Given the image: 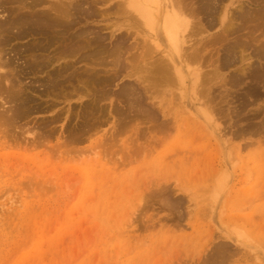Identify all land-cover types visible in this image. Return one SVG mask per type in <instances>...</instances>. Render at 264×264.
Masks as SVG:
<instances>
[{
    "label": "rangeland",
    "instance_id": "374dc122",
    "mask_svg": "<svg viewBox=\"0 0 264 264\" xmlns=\"http://www.w3.org/2000/svg\"><path fill=\"white\" fill-rule=\"evenodd\" d=\"M4 1V5L9 6L5 4L7 0ZM47 1H45L47 4L38 5L39 7L36 6L35 9L40 11L41 8L48 7L45 9L51 13L52 11L49 10L52 3L57 4L58 1ZM65 1L64 4H68L69 0ZM119 1L87 0L81 9L84 13L81 11L82 13L78 14V11H75L76 13L71 17L75 22L71 21L65 26L66 28L59 27L53 30L50 28L51 30L49 29L46 34L40 32L38 28L39 34L36 30L35 35L33 33L30 37L21 38L20 42L18 41L20 39H14L15 42L12 41L11 45L6 47L9 50L5 49L6 52L11 54L14 52L16 55L14 57L10 54L14 60L13 74L19 69L20 72L23 70L24 74L20 72L16 74L18 79L22 80L20 84L22 87H18V82L13 78L12 81L17 83L14 85L17 89L20 88L23 96L27 92L24 97H29L22 100L30 103L28 106L25 104L27 108L29 106L32 108L29 107L28 111L27 108H23L25 105L22 107L19 103L22 102L19 97H23L20 92L17 101H11L13 99L10 98L9 93H5L8 83L2 82V86L0 85V264H264V83L245 79L239 85L224 86L221 81L213 85L208 92L209 95H205L207 91L203 88L204 94L201 89L202 96L198 95L201 96L200 102H203L204 109L200 110L199 105H194L195 107L191 108L194 113L190 115L187 111L190 105H186L190 104L189 101L195 103L196 86L191 90L189 86L191 82L189 83L188 79L183 85L177 81L174 83L173 80L168 81L167 84L166 81L156 83L160 84L159 86L151 85L153 78L148 71L151 66L149 58L151 50L148 54L149 48L144 47L139 50L137 45V42L144 39V35L150 31L143 24L138 25L133 16L130 17V9L123 12V7L120 5L123 13L119 9L120 6L117 7L120 11L114 12V10L118 11L115 3L118 6ZM236 2V5L242 3V6H246L245 10L251 11L253 8L257 13V9L262 7L264 11V0H236ZM57 6L59 7V3ZM248 7L250 9H247ZM84 8H88L89 12ZM261 9L259 10L262 11ZM72 10L71 8V12H74ZM253 11L252 13L256 14ZM5 13L0 9V16L4 14L5 17ZM76 16L80 19L78 20ZM197 17L202 18L201 15ZM203 20L204 18L201 22ZM238 22L236 24L241 27ZM250 24L252 27L255 25L253 22L243 26L244 28L236 33L238 37L244 41L247 40L246 36L257 38L252 43L253 46L264 43V26L255 30ZM82 29L88 31L87 35L91 34L89 38L83 37L77 42H80L79 44L85 42L83 44L89 53L91 49L86 46L85 40L92 39L93 32L106 37L104 45L107 47L114 46L120 34L125 37L128 35L126 43L129 48L124 47L126 53L123 51L120 57V63L126 66L124 69L121 67L119 74L114 76V68L109 65L112 59L105 58L103 54L93 58L96 60L93 61L94 64L89 63L93 59L85 61L84 54H88L87 50H85L87 53L84 51L85 47L83 51L80 50L81 54L77 53L76 57L71 56L65 62L64 59L58 60L57 56H53L63 46L59 45L63 44V41L58 42L61 36L67 44L64 46H68L70 42L68 40L75 38ZM251 29L253 33L251 31L252 34H249ZM59 31L63 32H60L62 35ZM215 31L216 29H211L203 32L202 35L207 36ZM72 32L75 35H72ZM131 32L134 33L130 34ZM50 38L51 41H57L58 46L54 45V41L50 43ZM25 42L26 45L30 42L38 47L43 44L46 51L49 50L47 52L52 57V65L48 63L46 66L48 68L44 67L46 72L39 67L34 72L39 69L41 74L38 71L33 72L34 74L27 73L24 63L28 57L21 55L24 53L21 50L25 48ZM77 42L75 45H79ZM14 44L15 48L17 46L20 48H16L18 51L12 46ZM48 45L49 49L46 47ZM71 45L72 43L69 46ZM253 46L250 50H253ZM210 47L208 48L207 45L204 53L206 61L201 58L194 61L195 63H189L191 70L197 68L204 72L212 70L218 61L214 60L217 57L215 49H212L214 46ZM44 48L40 51L45 50ZM40 51L37 49L33 52L36 57H33L34 59L37 60L39 55L43 59V53L40 54ZM47 52L44 55L49 57ZM7 57L5 55V58ZM23 58H25L24 62ZM252 58L255 65L264 66V58L255 56ZM42 59L38 58L39 61ZM104 59L108 62L107 66L104 65L107 63ZM210 59L214 60V64ZM58 61L62 64L59 67ZM133 62L135 64H132ZM248 62L243 61L236 64V67L230 66L231 68H223V70L221 68V77L227 79L234 68L243 65L246 67ZM51 68L58 73H54L56 80L61 83L66 78L65 83L64 81L61 84L56 83L53 79L55 76L51 78L47 75L49 79L46 77V74L53 73ZM74 68L76 69L73 70ZM235 71H239L238 68ZM60 73L63 76L66 74L64 78ZM102 73H105L102 77L107 75L115 77L111 80L113 84L106 87L107 90L111 89L108 92L114 93V97L110 95L111 99L97 102L96 107L97 103L93 104L92 100L97 93L99 94L97 90L100 87L94 84L93 91L92 82L94 75L101 76ZM88 76L91 78L89 79ZM52 80L54 84L56 83V87L59 84L58 89H55ZM80 81H83V84ZM150 81L152 83H149ZM79 82L83 87L87 86L84 88L85 91L87 88L92 89V95L88 94L90 89L84 91V95L83 90L78 91L80 86L82 87ZM50 84L53 87H50ZM124 84L125 87L127 84L132 85L128 88L138 89L140 86L138 90L145 98L144 103L142 102L143 106L148 109L152 107L151 109L158 110V113H160L158 101L161 96L164 95L165 102L169 98V104L167 103L165 109L168 115L161 117V114H157V117L148 115L146 117L145 113L143 116V112H138V106L134 107L137 110H129L126 106L127 102L123 99L124 103H122L117 96V91H120ZM175 84L177 86H174ZM16 87L13 89L16 90ZM201 87L198 89L196 87L195 90L198 91ZM15 90L14 92H18ZM175 92L180 94L177 95ZM88 97L90 100L92 98L91 103ZM86 100L90 103L87 106L91 108L94 105L97 112L87 106L86 108L92 112L84 109ZM50 104L53 107L51 106L49 111L37 109ZM151 104H155V107L153 108V105L150 107ZM101 105L102 107H99ZM217 107L222 110H216ZM98 108L99 110L103 108V114L101 110L98 112ZM82 109L83 112H80ZM121 111L123 113H120ZM205 113L206 119L203 116ZM58 114L60 118H57ZM198 115L204 117H202L203 121ZM208 117L210 119H207ZM7 120L11 124L5 123ZM162 120L172 121V124L164 123ZM204 121L208 127L205 126ZM156 122H163L165 128L166 124L170 125V128L161 129L160 126L164 127L163 123L160 125ZM176 123L182 125L179 124L177 127ZM155 124L159 125L158 129ZM173 124L175 125L171 126ZM202 126L205 127L202 129ZM25 130L28 134L24 133ZM70 131H73L72 135ZM32 133L34 137L31 136ZM25 135L26 140L23 138ZM207 256L209 257L206 258Z\"/></svg>",
    "mask_w": 264,
    "mask_h": 264
},
{
    "label": "bare ground",
    "instance_id": "6f19581e",
    "mask_svg": "<svg viewBox=\"0 0 264 264\" xmlns=\"http://www.w3.org/2000/svg\"><path fill=\"white\" fill-rule=\"evenodd\" d=\"M4 1V0H3ZM2 0L0 1V9L3 13H5V17L3 16L4 14H1V18H0V85L2 84V82L4 83H8V86L6 85V91L5 93L7 92V94L9 93V96L10 98H12L13 100L11 101H14L16 100V98L18 99L17 95L20 96L19 94L22 93L20 92V84H21V81L20 79H18L17 75L18 72H20V69L16 70L15 68V73L16 74H13L14 73V67H13V64H14V60H13V57L12 56H16L14 55L15 53L13 52V54H11L10 52H6L7 50L9 49H6L7 46L11 45V42L14 40V39H20L18 40L19 42L21 41V38L23 39L24 37H30L32 36V34L34 33H37L38 32V28H39V31L46 34V32L51 28L52 30L53 29H56V28H59V27H64L66 28L65 26H68L71 21L75 22L74 19L71 20V17L73 16L72 14L73 13H76L75 11H78V14L79 12H81L82 10V7H83V3L86 2L87 0H69L68 4H64V1L63 0H57L58 3H59V7L57 6V4H54L56 2H53L51 0L52 5L50 7V12H48V10H46L45 8H48V7H45V8H41V10L38 11L35 9L36 6L38 5H42L44 3H46L45 1L47 0H7V3L5 4H9L8 5H4V2ZM251 1V0H250ZM255 1V0H254ZM3 2V3H2ZM48 2V1H47ZM49 2V3H51ZM66 2V1H65ZM89 2V1H88ZM93 2V1H91ZM103 2V1H101ZM120 2V3H119ZM118 3L119 5L117 6V3L115 8L117 9V7H119L120 5L123 7V12L130 9L131 10V16L137 23L138 25H144L148 28V30L150 31V33H146V35H144V39L140 40L137 42V45H139L138 49L140 50V48H149L147 49L148 50V54L150 53V50H151V53L153 52V54H149L150 55V70L148 69L149 71V74H152V77L153 80V83L150 81L149 83H152L151 85H154L156 83H159V82H163V81H166L165 83L167 84V82L173 80L174 83L175 81H177L179 84H184L186 82V79L189 80V83L191 82V84H189L190 86V89L192 90L195 86L196 89H198L199 87H201L198 91L195 90L194 88V91L196 92L195 93V103L194 101H189L188 105L186 106H189L190 105V109H188L187 111L189 112L190 115H193L192 112H193V108L192 106L194 105H199V109H204L203 108V102H200V98L202 96V93L207 91L205 93V95H209L208 92H210V89L213 87L214 84H217L218 82L221 83V81L223 82L224 86L227 84V85H230V86H236V85H239L241 84L242 82L245 81V79H250L251 81L253 82H256V83H264V66L263 65H255V62L254 60H251L252 56H255L257 58H264V43L262 44H258L257 45H252V43H254L255 39L257 38H254L253 36L249 37V36H246L247 40L244 41L242 39H240L238 36V34L236 33H239V31H241L244 27L243 26H247L248 23H253L254 22V26L252 27V25L250 24V26L252 27V29L254 28L255 30H257L258 27H261V26H264V11L263 9H261L262 11H260L259 9H257V13L255 12V9H251V11L249 10H245L246 9V6H242L243 4L240 3L238 5H236V0H120ZM48 3V4H49ZM67 3V2H66ZM47 4V3H46ZM92 4V3H91ZM50 5V4H49ZM55 5V6H54ZM113 5V4H112ZM236 5V6H235ZM245 5V4H244ZM44 6V5H43ZM42 6V7H43ZM57 6V7H56ZM121 6L119 7V9L121 10ZM262 6V5H261ZM39 7V6H38ZM114 7V6H113ZM8 8V10H7ZM71 8L73 9L72 11L74 12H71ZM264 8V7H263ZM75 9V10H74ZM85 9V8H84ZM83 9V10H84ZM93 8H91L92 10ZM110 9H113L110 7ZM247 9H250L249 7ZM87 9H85V11H87ZM118 10V9H117ZM120 10L116 11L114 10V12H119ZM254 10V11H253ZM108 11V10H107ZM255 12L256 14L252 13ZM54 12V13H53ZM83 12V11H82ZM81 12V13H82ZM89 12V10H88ZM93 12V11H92ZM122 12V10H121ZM122 12V13H123ZM53 13V14H52ZM84 13V12H83ZM86 14V13H85ZM91 14V12H90ZM90 14H88L90 16ZM93 14V13H92ZM87 15V16H88ZM201 15L202 18L199 19L197 16ZM70 17V19H69ZM78 16H76L77 18ZM196 17L198 19H196ZM75 18V17H74ZM90 18V17H89ZM204 18L203 22H201V20ZM78 19V18H77ZM76 19V20H77ZM80 19V18H79ZM78 19V20H79ZM239 21L241 25L238 26L236 24V22ZM238 22V23H239ZM77 24V23H75ZM113 25V24H112ZM235 25L237 27H235ZM256 25H259V26H256ZM249 26V25H248ZM249 26V28H250ZM69 28V27H68ZM74 28V27H73ZM130 28V27H129ZM132 28H134L132 26ZM264 28V27H263ZM261 28V29H263ZM50 29V30H51ZM70 29V28H69ZM72 29V28H71ZM211 29L215 30V32L213 33H210L208 34L207 36H203L202 34H204L203 32H208L210 31ZM250 30V33L249 34H252L253 33V30ZM37 30V32H36ZM64 30V29H63ZM62 30V31H63ZM247 30V29H246ZM254 30V31H255ZM62 31H59V33H63ZM73 31V30H72ZM82 32H77L76 34V37L75 38H70L68 36H66V38H70L68 41L69 44L68 46H64L66 43H64V39L62 38V36L60 37V39H58L60 43H62L63 41V44H59L60 46H62V48L56 53V54H53V56H57V59H64L63 61L65 62V60L67 61V58H71V56H75V54L77 53H80V50L84 49L83 47H85V42H82V44H79L77 41L80 39H82L84 37L85 38H89L90 34H86L88 33V31H83V29L81 30ZM129 31V30H128ZM252 31V33H251ZM90 32V31H89ZM113 31H111L112 33ZM249 32V30H248ZM247 32V34H248ZM262 32V31H261ZM51 33V31H50ZM55 33V32H54ZM57 33V34H59ZM60 33V34H61ZM74 32H72V35H75L73 34ZM97 34V32H95ZM94 32L93 34L96 35ZM134 32H131L130 34H132ZM39 34V32H38ZM56 34V36H57ZM65 34V33H64ZM68 34V33H67ZM91 35L93 38L92 39H86V46H88L89 50H90V53L88 51V49H84L88 51V54H84V59L85 61H89V59H93V58H98V56L100 55H105L104 57L105 58H111L112 60H110L109 58V62L111 64L109 65H112L113 66V71H114V76H116L117 74L120 73L121 71V67H123L122 69H124V67L126 66H123L122 64L123 63H120V60H121V56H122V52L124 51V47L126 48L127 46V39H128V35L125 37V35H122L120 34L119 37L117 36V38L119 39L118 42H116V44L111 47H107L104 45V41L106 40V37L104 36H100V35ZM129 34V36H130ZM143 34V33H142ZM243 34V33H242ZM55 35V34H54ZM62 35V34H61ZM71 35V34H70ZM86 35L88 37H86ZM113 35V34H112ZM245 35V34H244ZM36 36L38 37V35L36 34ZM43 36V35H42ZM199 36V38H198ZM229 36H233L232 38H230ZM257 36V35H256ZM36 37V38H37ZM45 37V36H43ZM50 37L51 34H50ZM49 38V37H48ZM57 38V37H56ZM65 38V37H64ZM116 38V37H115ZM205 39V40H204ZM39 40H42V39H39ZM45 40V39H44ZM204 40V41H203ZM27 41V40H26ZM47 42V38L45 40ZM54 41V40H53ZM53 41H51V38H50V43H53ZM79 44V45H75L76 42ZM82 41V40H81ZM117 41V40H116ZM15 42V41H13ZM57 41H54V45L58 46ZM67 42V41H65ZM75 42V44H74ZM29 44H27V42H25V48L23 46L24 49L21 50V52H24V53H21V55H24L22 57H28V58H23V62H24V59H25V70H27V73H33L34 70H36L37 68L40 67V69L43 68V70H45L46 72V69L48 67V63L51 64L52 62V57H50L51 55L48 54L47 50L46 51V48L43 47V44L40 45L39 47L38 46H35L34 44H30V42H28ZM70 43H72L71 46ZM84 43V44H83ZM251 43V44H250ZM17 44V43H16ZM45 44V42H44ZM106 44V43H105ZM113 44V43H112ZM131 44V43H130ZM132 44H135V43H132ZM47 45V43H46ZM51 45V44H50ZM52 45V46H54ZM67 45V44H66ZM207 45H208V48L210 46H214L212 47V49L214 48L216 53H217V57L216 59H214L216 62L218 61L219 64H215L214 67L212 68V70H208V71H202L200 68H197V69H190L189 66L190 64L189 63H195L196 60H199V59H203V61L205 60V56H204V53L205 51L207 50ZM14 48H15V44L12 45ZM49 46V45H48ZM46 46L48 49L50 48V46L48 47ZM59 46V47H60ZM131 46V45H130ZM134 46V45H133ZM132 46V48H133ZM253 46V50H250V48ZM12 47V49H13ZM40 51L41 49H45V50H42V52H37V53H40L42 54L43 53V59L42 57H39L37 56V60L38 58L42 59V60H36L34 59L33 57H35V53L33 55V52L37 51ZM55 47V46H54ZM93 47V48H91ZM129 48V45L127 46ZM18 49H20L18 46L16 47ZM15 48V49H16ZM22 48V47H21ZM58 47H56L57 49ZM127 48V49H128ZM211 48V47H210ZM6 49V51H5ZM11 49V48H10ZM15 49H13L15 51ZM55 49V50H56ZM126 49V50H127ZM58 50V49H57ZM130 50V49H128ZM127 50V51H128ZM247 50H250V52L248 53H245L247 52ZM16 51H18L16 49ZM83 51V50H82ZM87 51H85V53H87ZM138 51V50H137ZM144 51V50H143ZM210 51V50H209ZM47 52L48 56L49 57H46V55H44V53ZM52 52V51H50ZM55 52V51H53ZM125 52V51H124ZM146 52H145V56H146ZM26 53V55H25ZM126 53V52H125ZM209 53V52H207ZM12 56H11V55ZM17 55H19L18 53H16ZM51 54V53H50ZM58 54V55H57ZM81 54V53H80ZM144 54V52L142 53ZM5 55H7L8 57L5 58ZM79 55V54H78ZM86 55V56H85ZM136 55V54H135ZM158 55V56H156ZM54 56V57H55ZM77 56V55H76ZM75 56V57H76ZM133 56V55H132ZM19 57V56H18ZM45 57V58H44ZM53 57V58H54ZM148 57V55H147ZM205 57V58H204ZM21 58V56L19 57ZM18 58V59H19ZM36 58V57H35ZM102 58V57H101ZM142 57H140L141 59ZM208 58V57H207ZM211 58V57H210ZM213 58V57H212ZM211 58V59H212ZM15 59V58H14ZM56 59V60H57ZM100 59V58H99ZM126 59V58H125ZM139 59V60H140ZM212 63L214 64V60H211ZM254 59V58H252ZM17 60V59H16ZM21 60V62H22ZM55 60V61H56ZM75 59H73L74 61ZM80 60V58H79ZM105 60V59H104ZM103 60V61H104ZM138 60V58H137ZM53 61V62H55ZM61 61V60H60ZM62 61V63H63ZM77 61V59H76ZM91 62L89 63H93V61H96L95 59L93 60H90ZM101 61V60H99ZM98 61V62H99ZM107 62V60H105ZM123 61V60H122ZM195 61V62H194ZM202 61V62H203ZM206 61V60H205ZM243 61H249L248 64L246 65V67H237L239 71H235L237 68H234L233 71L230 73L229 77L227 79L221 77V71L220 69L222 68H229L230 66H234L236 67V64L238 65L240 62H243ZM251 61V62H250ZM59 62V61H58ZM72 62V61H70ZM68 62V63H70ZM75 62V61H74ZM83 62V61H81ZM146 62V61H145ZM20 63V62H19ZM60 63V62H59ZM104 63V62H103ZM258 63V62H257ZM23 64V63H22ZM94 64V63H93ZM99 64V63H98ZM105 63L104 65L107 66ZM132 64H135V62H133ZM138 64V63H137ZM144 64V63H143ZM209 64V63H208ZM262 64V63H261ZM52 65V64H51ZM50 65V66H51ZM62 64L60 63L58 65L61 66ZM71 65V64H70ZM101 65L102 62H101ZM121 65V66H120ZM145 65V64H144ZM197 65V64H196ZM17 66V65H16ZM54 66V65H53ZM64 66V65H63ZM62 66V67H63ZM73 66V64H72ZM84 66V65H82ZM195 66V65H194ZM13 67V68H12ZM24 67V66H23ZM46 69H45V68ZM56 67V66H55ZM61 67V68H62ZM69 67V66H68ZM91 67V66H90ZM103 67V66H102ZM191 67V66H190ZM230 67V68H231ZM20 68V67H19ZM22 68V66H21ZM57 68V67H56ZM71 68V67H70ZM85 68V67H84ZM76 68H74L73 70H75ZM134 69V68H133ZM39 70V69H38ZM37 70V71H38ZM50 69H48L49 71ZM55 69H52L51 68V71H53V73H49V74H46V77L47 75H49L51 78L54 77V73H57L56 70L54 72ZM61 72L62 70L59 69ZM67 70V69H66ZM66 70H63L65 72H67ZM91 70V69H90ZM89 70V71H90ZM96 69H94L95 71ZM104 70V69H103ZM23 71V70H22ZM20 72V73H23V72ZM35 71V72H37ZM58 71V72H60ZM69 71V70H68ZM97 71V70H96ZM105 71V70H104ZM111 71V70H110ZM34 72V73H35ZM40 72V74L42 73L41 70L38 71ZM43 72V73H45ZM88 72V71H87ZM100 72V71H99ZM102 72V71H101ZM136 72V71H135ZM19 73V74H20ZM33 73V74H34ZM64 73V72H62ZM60 73V75L62 74ZM73 73V72H72ZM90 73V72H89ZM112 73V72H111ZM129 73V72H128ZM133 73V72H132ZM24 74V73H23ZM58 74V73H57ZM56 74V75H57ZM83 74V72H82ZM85 74V73H84ZM97 74V73H96ZM103 74L105 73H102L101 76L99 75H94L95 77L93 78V82L92 80H89L93 83L92 85V89L94 91L95 89V86L94 84L96 85V87H100L99 90V94L97 93L95 95V99L91 100L93 101V104L94 102L97 103L101 100H105V99H111V96L114 94H111L109 91V89L107 90L106 87L109 86V84H113L111 83L112 81L111 80H114L115 77L114 76H109L107 75L106 77H102ZM131 74V73H130ZM27 75V74H26ZM45 75V74H44ZM43 75V76H44ZM66 74H64L65 76ZM20 77L22 75H19ZM63 76V75H61ZM64 76L62 78H64ZM83 76V75H81ZM85 76V75H84ZM83 76V77H84ZM91 76H93L91 74ZM91 76H88L89 79L91 78ZM19 77V78H20ZM59 77V75L57 76ZM73 77V76H71ZM114 77V78H113ZM132 77V76H131ZM227 77V76H225ZM12 78L14 79V81H17L20 88L17 89V87L15 85H17V83L13 82L12 81ZM23 78V77H21ZM49 79V77H47ZM47 78H44V79H47ZM69 78V76H68ZM43 79V80H44ZM56 80V76L55 78H53ZM59 79V78H58ZM61 79V78H60ZM74 79V78H73ZM79 79V77H78ZM77 79V80H78ZM220 79V80H218ZM25 80V79H24ZM42 80V81H43ZM66 80V78L64 79ZM63 80V81H64ZM87 80V79H86ZM47 82H49L48 80H46ZM45 81V82H46ZM62 81V80H61ZM60 81V82H61ZM62 81V82H63ZM88 81V80H87ZM86 81V82H87ZM25 82V81H24ZM34 82V81H33ZM59 83L58 80H56V83ZM61 82V83H62ZM70 82V81H68ZM81 82V81H80ZM79 82V83H80ZM137 82V81H136ZM27 83V82H26ZM26 83L24 84L26 86ZM30 83V82H28ZM27 83V84H28ZM43 83V82H42ZM53 80H52V82ZM56 83L53 85L56 87ZM59 83V84H61ZM65 83V81H64ZM78 83V81H77ZM83 84V81L81 82ZM80 83V84H81ZM90 83V82H89ZM91 83V84H92ZM128 83V82H127ZM131 83V82H130ZM15 84V85H14ZM43 84H47V83H43ZM49 84V83H48ZM59 84L57 85V87L59 86ZM68 84V83H66ZM81 84V85H82ZM89 84V85H91ZM219 84V83H218ZM23 85V84H22ZM88 85V84H87ZM88 85V86H89ZM118 85V84H117ZM121 85V84H120ZM130 85V84H129ZM127 84V86L125 87V84L121 87L120 91H115L117 93V96L118 98L121 100L122 103H124L123 101H126L125 103L128 104L126 106H128L127 108L130 109H135L134 107L138 106L137 109L139 108L138 112L139 113H142V115L144 116V113L146 114V117L147 115L150 116V117H157V114H161V117H166L168 115V111H166V107H167V103L168 101L170 100L169 98L167 99V102H165L166 98L164 97V95L161 96V99L158 101V105L160 106L159 108V112L158 113V110H153L151 109L152 105H149L151 108L148 109V108H145L142 104L143 100H145L143 94L141 91H139L138 89L140 88V86H138L139 88L136 89V88H128L129 86ZM139 85V84H137ZM160 84H156V86H159ZM2 86V85H1ZM52 85L50 84V87ZM52 86V87H53ZM65 86V85H64ZM94 86V87H93ZM119 86V85H118ZM132 86V85H130ZM155 86V85H154ZM174 86H177V84H175ZM188 86V85H187ZM188 86V87H189ZM223 86V85H222ZM263 86V85H262ZM14 87H16V90L13 89ZM48 87V86H47ZM54 87V88H55ZM55 88V89H58V88ZM83 87V85H82ZM80 86L79 90L78 91H81L83 90V95L85 92L89 91V89L86 91L84 90V88L86 87H83L82 88ZM91 87V86H90ZM134 87V85H133ZM162 87V86H161ZM46 88V87H45ZM44 88V89H45ZM73 88V87H72ZM151 88V87H150ZM203 88L205 89V91L203 90ZM13 89V90H12ZM23 89V88H22ZM53 89V88H52ZM74 89V88H73ZM81 89V90H80ZM92 89H90V93L88 92V94H91L92 93ZM188 91L189 88H187ZM201 89L203 90L202 93H201ZM3 90H4V86H3ZM15 91H18V92H14ZM24 90V89H23ZM22 90V91H23ZM31 90V89H30ZM111 90V89H110ZM143 90V89H142ZM25 91V90H24ZM41 91V90H40ZM45 91V90H44ZM85 91V92H84ZM248 91V90H247ZM246 91V92H247ZM13 92V93H12ZM20 92V93H19ZM38 92V91H37ZM152 92V91H151ZM171 92V91H170ZM18 93V94H16ZM43 93V92H42ZM47 93V92H45ZM67 93V92H66ZM65 93V94H66ZM74 93V92H73ZM78 94H81L80 92H77ZM75 93V94H77ZM178 93L179 92H175ZM188 93V92H187ZM191 93V92H190ZM26 93H24V96H25ZM32 94V93H31ZM30 94V95H31ZM71 94V93H70ZM180 94V93H179ZM201 95L199 97V95ZM204 94V93H203ZM4 95V94H3ZM36 95V93H35ZM43 95V94H42ZM46 95V94H45ZM92 95V94H91ZM111 95V96H110ZM187 94H185V98ZM193 95H194V92H193ZM7 96V95H5ZM3 96V97H5ZM22 96H23V93H22ZM19 97L21 99L22 102H19L22 107L27 104L28 106V103H25L27 101L26 100V97H29V96H26V97ZM67 96V95H66ZM87 96V93L86 95ZM94 96V95H93ZM116 96V95H115ZM117 96L115 98H117ZM180 96V95H179ZM192 96V95H191ZM249 96V95H248ZM255 96V95H254ZM1 97V96H0ZM71 97V96H70ZM74 97V96H73ZM92 97V96H91ZM114 97V95H113ZM112 97V98H113ZM154 97V96H153ZM205 97V96H204ZM7 98V97H6ZM25 99V100H22V99ZM38 98V97H37ZM89 98V97H88ZM87 98V99H88ZM117 98V99H118ZM149 98V97H148ZM178 98V97H177ZM212 98V97H211ZM244 98V97H243ZM9 99V98H8ZM36 99V98H35ZM124 99V100H123ZM189 99H191L189 97ZM235 99V98H234ZM10 100V99H9ZM29 100V98H28ZM85 100V99H84ZM90 101V103L92 102L90 100V98L88 99ZM114 100V99H113ZM123 100V101H122ZM188 100V99H186ZM241 100V99H240ZM5 101V100H4ZM17 101V100H16ZM14 101V102H16ZM19 101V100H18ZM31 101V100H29ZM45 101V100H44ZM43 101V102H44ZM51 101V100H50ZM87 101V100H86ZM205 101V100H204ZM207 101V100H206ZM211 101V100H210ZM214 101V100H213ZM224 101V100H223ZM6 102V101H5ZM48 102V100H47ZM115 102V101H114ZM209 102V101H208ZM85 103V101H84ZM90 103H87L84 104L85 105V108L84 109H87V108H90L89 105ZM144 103V102H143ZM180 103V102H179ZM213 103V102H212ZM5 104V103H4ZM19 104V105H20ZM30 104V103H29ZM83 104V103H82ZM163 104V105H162ZM169 104V103H168ZM216 104V103H215ZM214 104V105H215ZM20 105V106H21ZM98 103L95 105L97 107ZM155 105V104H154ZM153 105V108L155 107ZM51 104L50 105H45L44 107H38L37 109L41 110V111H49L50 108H51ZM73 106V105H72ZM87 106V108H86ZM94 106V105H93ZM91 107L90 109H94V111H96V107ZM106 106V105H104ZM113 106V105H112ZM148 106V105H147ZM148 106V107H149ZM157 106V105H156ZM173 106V105H172ZM209 106V105H208ZM216 106V105H215ZM214 106V107H215ZM30 107V106H29ZM28 107V108H29ZM53 107V106H52ZM83 107V106H82ZM81 107V108H82ZM99 107H102L99 106ZM108 107V106H107ZM119 107V106H117ZM122 107V106H121ZM195 107V106H194ZM212 107V106H211ZM210 107V108H211ZM213 107V108H214ZM18 108V107H17ZM23 108H27L26 105L25 107ZM27 108V109H28ZM32 108V107H30ZM96 108V109H95ZM104 108V107H103ZM102 108V109H103ZM113 108H116V107H113ZM173 108V107H172ZM189 108V107H188ZM11 109V107L9 108V110ZM34 109V107H33ZM32 109V110H33ZM89 109V110H90ZM98 108V112H101L103 114V110ZM117 109V108H116ZM121 109V108H119ZM125 109V108H124ZM135 109V110H137ZM174 109V108H173ZM221 109V108H220ZM218 107L216 108V110H220ZM19 110V109H17ZM21 110V109H20ZM36 110V109H35ZM34 110V111H35ZM38 110V111H39ZM52 110V109H51ZM76 110V109H75ZM88 110V109H87ZM88 110V112H89ZM108 110V109H106ZM134 110V111H135ZM222 110V109H221ZM6 111V110H5ZM14 111V110H13ZM16 111V110H15ZM22 111V110H21ZM29 111V109H28ZM37 111V110H36ZM53 111V110H52ZM69 111V110H68ZM83 112V109L80 110V112ZM115 111V110H114ZM116 111H120V110H116ZM125 111V110H124ZM204 111V110H203ZM202 111V113H204ZM2 112V111H1ZM12 112V110H11ZM76 112V111H75ZM85 112V111H84ZM87 112V111H86ZM87 112V114H88ZM90 112H92V110H90ZM97 112V111H96ZM112 112V111H111ZM127 112V110H126ZM133 112V111H132ZM172 112V111H171ZM170 112V113H171ZM191 112V113H190ZM3 114H5V112H2ZM62 113V112H61ZM73 113V112H72ZM120 113H123L122 111ZM137 113V112H136ZM175 113V112H174ZM194 113V112H193ZM36 114V113H35ZM77 114V113H76ZM90 114V113H89ZM92 114V113H91ZM96 114V113H95ZM99 115V113H97ZM117 114H119V112H117ZM196 114V113H195ZM10 115V114H9ZM83 115V114H82ZM106 115V113H105ZM123 115V114H122ZM130 115V113H129ZM127 114V116H129ZM206 113L203 114V116L205 117L206 119ZM55 116V115H54ZM57 116V115H56ZM59 117L57 118H60V114H58ZM63 116V115H62ZM96 116V115H95ZM121 116V114H120ZM195 116V115H194ZM193 116V117H194ZM199 116V115H198ZM198 116H196L198 118ZM202 116V117H203ZM208 116V115H207ZM216 116V115H215ZM48 117V116H47ZM52 117V116H51ZM50 117V118H51ZM124 117V116H123ZM148 117V118H150ZM199 116V118H201V120L204 118H202ZM185 118V117H183ZM53 119V118H52ZM87 119V118H86ZM147 119V118H146ZM157 119V118H155ZM173 119L175 120V116H173ZM204 119V120H205ZM207 119H210V117H208ZM54 120V119H53ZM58 120V119H57ZM106 120V119H105ZM167 121V119H165ZM171 120V119H169ZM168 120V121H169ZM182 120V119H181ZM190 120V119H188ZM90 121V120H89ZM156 121V120H155ZM163 121V120H162ZM164 122V123H169V122ZM177 121V120H175ZM175 121H173L175 123ZM180 122V120H178ZM184 121V120H183ZM203 121V120H202ZM200 121V123L202 122ZM207 121V120H205ZM204 121V123H205ZM210 121V120H209ZM103 122V121H102ZM107 122V121H106ZM105 122V123H106ZM163 122H159L160 125L161 123ZM172 122V121H171ZM170 122V124H172ZM189 122V121H188ZM193 122V121H192ZM5 123H8V124H11L8 120L7 122ZM37 123V122H36ZM88 123V122H87ZM96 123V122H95ZM98 123V122H97ZM101 123V122H100ZM124 123V122H123ZM156 122V124H159ZM163 123V126H160L161 129H166V128H170V125H167L166 124V128H165V125ZM21 124V123H20ZM43 124V123H42ZM99 124V123H98ZM155 124V127L157 128L159 125H156ZM179 124L181 123H176L177 127L179 126ZM198 124H199V121H198ZM202 124V123H201ZM206 124V123H205ZM204 124V125H205ZM220 124V123H219ZM16 125V124H15ZM45 125V124H44ZM43 125V127H44ZM103 125V124H102ZM154 124H152L153 126ZM175 124L171 125V126H174ZM182 125V124H181ZM192 125V124H191ZM203 125V124H202ZM209 125V124H208ZM215 125V124H213ZM217 125V123H216ZM221 125V124H220ZM258 125V124H257ZM97 126V124H96ZM118 126V125H117ZM196 126V125H195ZM194 126V127H195ZM206 127L207 124L205 125ZM204 126V127H205ZM210 126V125H209ZM15 127H18V126H15ZM21 127V126H20ZM32 127V126H31ZM47 127V126H46ZM78 127V126H77ZM122 127V126H121ZM159 127V129H160ZM202 126V129L204 128ZM45 128V127H44ZM69 128V127H68ZM74 128V127H73ZM79 128V127H78ZM92 128V127H91ZM188 128V127H187ZM192 128V126H191ZM90 129V128H89ZM158 129V128H157ZM201 129V130H202ZM208 129V128H207ZM211 129V128H210ZM14 130V129H13ZM48 130V129H47ZM70 130V129H69ZM209 130V129H208ZM213 130V129H212ZM211 130V131H212ZM20 131V130H18ZM77 131V130H76ZM81 131V130H80ZM165 131V130H164ZM167 131V130H166ZM210 131V132H211ZM28 131L25 130L24 133H27ZM47 132V131H46ZM71 132V131H70ZM78 132V131H77ZM83 132V131H82ZM126 132V130H125ZM22 133V132H21ZM20 133V134H21ZM73 131L71 132L70 135H72ZM76 133V132H75ZM81 133V132H80ZM84 133V132H83ZM81 133V134H83ZM167 133V132H166ZM169 133V132H168ZM28 134V133H27ZM26 134V135H27ZM79 134V133H77ZM117 134V133H116ZM24 135V134H22ZM23 137L25 138L26 140V136ZM80 135V134H79ZM212 135V134H211ZM220 135V134H219ZM14 136V134H13ZM20 136V135H19ZM29 136V135H28ZM31 136L34 137L33 133L31 134ZM38 136V135H37ZM45 136V135H44ZM48 136V134H47ZM68 136V135H67ZM86 137V135H83ZM39 137V136H38ZM37 137V139H38ZM46 137V136H45ZM72 137V136H71ZM30 138V137H29ZM32 138V137H31ZM48 138V137H47ZM66 138V137H65ZM64 138V140H65ZM51 139V138H50ZM108 139V138H107ZM32 140V139H31ZM30 140V141H31ZM40 140V138H39ZM87 140V139H86ZM219 140V139H218ZM25 142V141H24ZM32 142V141H31ZM43 142V141H42ZM116 142V141H115ZM76 143V142H75ZM225 143V141H224ZM25 144V143H24ZM41 144V143H39ZM61 144V143H60ZM81 144V143H80ZM78 148V147H77ZM139 149V148H138ZM79 150V149H77ZM134 150V149H133ZM70 151V150H69ZM135 152V151H134ZM126 157V156H125ZM121 164V163H120ZM223 170V169H222ZM220 178V176H219ZM230 178V177H229ZM225 179V178H224ZM47 191V190H46ZM168 191V190H166ZM227 194V193H226ZM214 198V196H213ZM167 200V199H166ZM160 201V200H159ZM161 202V201H160ZM165 202V201H164ZM169 202V201H167ZM159 204V203H158ZM163 206V205H162ZM165 206H166V203H165ZM168 207V206H167ZM166 207V208H167ZM174 207V206H173ZM210 208V207H209ZM222 215V214H221ZM181 218V217H180ZM183 218V217H182ZM124 227V226H123ZM244 238V237H243ZM216 244V243H215ZM224 244V243H223ZM230 244V243H229ZM207 250V249H206ZM263 250V249H262ZM238 251V250H237ZM216 252V251H215ZM229 252V251H228ZM235 252V250H234ZM251 252V251H250ZM259 252V251H258ZM230 253V252H229ZM262 253V252H261ZM233 254V253H232ZM237 254V253H236ZM208 255V254H207ZM261 255V254H260ZM259 255V256H260ZM220 256V255H219ZM231 256V255H230ZM209 256H207L206 258H208ZM211 257V256H210ZM221 258V257H220ZM212 259V258H211ZM255 259V258H254ZM206 260V259H205ZM204 260V262H205ZM212 261V260H211ZM210 261V262H211ZM216 261V259H215ZM264 261V260H263ZM213 262V261H212ZM216 264V263H214ZM224 264V263H223Z\"/></svg>",
    "mask_w": 264,
    "mask_h": 264
}]
</instances>
